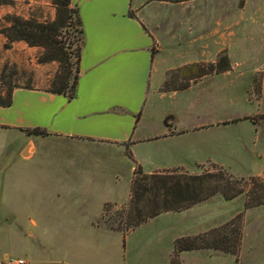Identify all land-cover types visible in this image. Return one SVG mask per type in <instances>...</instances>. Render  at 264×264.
<instances>
[{
	"label": "crops",
	"instance_id": "obj_1",
	"mask_svg": "<svg viewBox=\"0 0 264 264\" xmlns=\"http://www.w3.org/2000/svg\"><path fill=\"white\" fill-rule=\"evenodd\" d=\"M11 1L0 6V21L4 26L10 25L5 19L8 14L35 16L43 21L56 16L51 0ZM71 4L78 8L83 28L76 95L69 98L43 87H17L12 105L0 106V225L8 222L23 225L27 220L39 226L62 220L60 213L48 212L45 207L48 195H61L60 187L46 186V178L41 176L50 168L58 167L61 177L62 173L67 177L73 175L76 182L80 175L86 176L84 189L93 185L96 167L107 175L111 172L115 183L120 182L121 172L131 168V186L138 166L146 173L176 168L194 173L198 166L205 164L197 158L199 148L195 142L182 145L181 141L191 140L186 138L191 132L200 133L231 123L177 128L176 118L166 109V102L181 92L208 81L211 90L231 91L242 80L248 88L256 79H262L263 95L258 105L263 103L264 19L260 17L263 8L256 0H245L242 8L225 13L222 0H71ZM2 39L7 40L0 33ZM12 45L41 49L24 41ZM222 55L230 62L227 71L192 81L184 90H165L158 94L150 89L154 64L160 66L154 77L157 82L159 71L165 74L193 63H215ZM203 88L206 91L208 86ZM226 98L231 99L229 92ZM168 116L171 118L166 122ZM33 128L46 129L49 135L28 134L26 130ZM53 141H62L63 145ZM21 143L23 153L17 159L16 147ZM56 160L65 163L55 167L47 165ZM130 196L131 190L123 203L103 200L102 211L108 203L126 205ZM216 198L182 211H190ZM171 212L181 211L164 212L149 221ZM95 217L92 214L86 219L94 225ZM221 222L197 234L218 227ZM62 242V248L48 250L41 259L30 261L31 264H110L107 251L96 254L92 248L86 250L78 246L75 238ZM82 242L87 245V241ZM50 244L54 245L44 236L39 238L40 246Z\"/></svg>",
	"mask_w": 264,
	"mask_h": 264
},
{
	"label": "rangeland",
	"instance_id": "obj_2",
	"mask_svg": "<svg viewBox=\"0 0 264 264\" xmlns=\"http://www.w3.org/2000/svg\"><path fill=\"white\" fill-rule=\"evenodd\" d=\"M222 1L224 13L226 10L243 6L241 0ZM256 2L263 8L260 17L264 19V0ZM2 26L4 23L0 21V27ZM64 40L72 52L75 70L77 49L82 43L81 35L73 28L70 32L64 33ZM6 41L0 40V83L2 70L8 65L5 82L12 81L17 85L48 89L59 69V63L57 61L39 63L38 57L43 51L42 48L33 50L19 45L6 48ZM156 68L160 70V66L154 64L153 67L150 88L153 92L160 94L169 87L184 83L181 79L184 74L183 67L166 71L165 74L159 71L157 82ZM261 80L256 79L253 86L248 88L244 87L246 81L242 80L231 91L211 90L209 88L211 83L208 81L200 87L168 99L166 109L176 118L175 126L179 129L206 123L208 125L215 122L220 125L231 123L225 127L205 129L200 133L191 132L186 136L191 140L181 141L182 145L195 142L197 149L199 148L197 158L205 164L198 166L194 173L203 172L214 162L224 166L238 178L260 176L264 179V98L261 106L258 105L263 95ZM204 86H208L206 91ZM228 92L231 95L230 100H226ZM167 118L169 121L171 116ZM239 121L242 122L238 123ZM252 123L256 124L257 135ZM61 142L53 141L62 146ZM22 147V143L16 147L17 159L23 153ZM40 150L45 153L42 151L43 148ZM209 160L212 162H208ZM63 163L65 162L56 160L47 162V165L55 167ZM58 170V167L50 168L41 176L46 178V186L61 188L59 197L48 195L45 198V207L48 212L56 215L60 213L63 216L62 220L39 226L32 225L27 220L23 225H14L10 222L0 225V263L6 255L24 257L34 262L47 254L48 250L56 251L62 248L63 240L75 238L78 246H84L86 250L92 248L96 254L107 251L110 264H173L174 241L177 238L205 231L220 221L223 225L242 213L243 240L239 262H236L235 255L229 253L197 250L182 252L179 256L181 264H264V206L245 209V195L227 201L221 195H217L218 198L198 205L190 211L171 212L149 221L125 236L119 232L95 229V223L93 225L86 217L95 215L94 222L98 221L99 228L109 229L114 223L113 219H118L119 213L124 212L126 206H105L102 211L101 202L105 199H115L122 203L128 200L133 175L131 168L128 167L121 172L120 182L115 183L111 172L107 175L101 168L96 167L94 183L88 189H84L87 187L84 182L86 176L80 175L76 182L73 175L67 177V174L62 173L61 177ZM88 179L90 180V177ZM42 236L51 240L54 245L40 246L39 238ZM82 240L87 241V245H84Z\"/></svg>",
	"mask_w": 264,
	"mask_h": 264
},
{
	"label": "trees",
	"instance_id": "obj_3",
	"mask_svg": "<svg viewBox=\"0 0 264 264\" xmlns=\"http://www.w3.org/2000/svg\"><path fill=\"white\" fill-rule=\"evenodd\" d=\"M51 1L56 8V16L53 20L43 21L35 16L25 18L17 14H8L5 19L10 22V25L0 27V33L7 39L6 48H10L16 41H24L31 47L43 49L38 57L39 63L57 61L59 69L47 90L73 98L76 95L80 76L83 47L82 21L78 8L72 6L71 0ZM244 2L245 0H241L242 5ZM11 3V0H0V6ZM130 14L134 13L131 11ZM73 28L80 33L82 40L76 53L75 70L72 64V52L64 40V33L70 32ZM8 67V65L4 66L0 83V106L4 107L12 105L15 88H32L31 85L5 82ZM230 67L226 55H222L215 63L201 62L187 65L182 69L184 74L181 79L184 83L169 87L166 91L187 89L192 81H197L206 75L222 73ZM167 119L166 122H168ZM26 131L30 135H49V132L43 128ZM217 195H221L225 200L245 195V209L264 206V179L260 176L238 178L224 166L215 163L201 173H191L178 168L146 173L141 166H138L134 171L130 199L124 205L126 209L119 213L118 219H113L114 223L109 229L120 231L125 235L135 227L164 212L182 211ZM112 205L114 204L108 203L105 206ZM242 217V213H239L225 224L204 233L177 238L174 243L172 263L181 264L179 256L183 251L204 249L235 255L236 262H239L243 240ZM95 225L99 227L98 221Z\"/></svg>",
	"mask_w": 264,
	"mask_h": 264
},
{
	"label": "built area",
	"instance_id": "obj_4",
	"mask_svg": "<svg viewBox=\"0 0 264 264\" xmlns=\"http://www.w3.org/2000/svg\"><path fill=\"white\" fill-rule=\"evenodd\" d=\"M0 264H31V262L24 257L6 255Z\"/></svg>",
	"mask_w": 264,
	"mask_h": 264
}]
</instances>
